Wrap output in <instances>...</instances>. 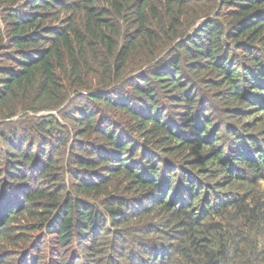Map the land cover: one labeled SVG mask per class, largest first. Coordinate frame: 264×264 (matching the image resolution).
Segmentation results:
<instances>
[{"label":"trees","instance_id":"16d2710c","mask_svg":"<svg viewBox=\"0 0 264 264\" xmlns=\"http://www.w3.org/2000/svg\"><path fill=\"white\" fill-rule=\"evenodd\" d=\"M0 264H264V0H0Z\"/></svg>","mask_w":264,"mask_h":264}]
</instances>
